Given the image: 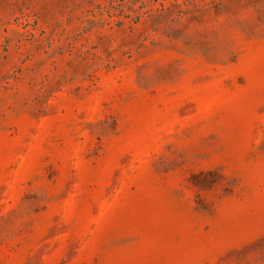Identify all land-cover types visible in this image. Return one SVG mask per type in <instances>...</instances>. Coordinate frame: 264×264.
Here are the masks:
<instances>
[{
    "label": "rangeland",
    "instance_id": "rangeland-1",
    "mask_svg": "<svg viewBox=\"0 0 264 264\" xmlns=\"http://www.w3.org/2000/svg\"><path fill=\"white\" fill-rule=\"evenodd\" d=\"M0 264H264V0H0Z\"/></svg>",
    "mask_w": 264,
    "mask_h": 264
}]
</instances>
